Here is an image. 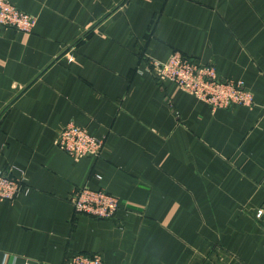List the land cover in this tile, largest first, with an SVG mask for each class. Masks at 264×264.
Wrapping results in <instances>:
<instances>
[{
	"label": "crops",
	"instance_id": "crops-1",
	"mask_svg": "<svg viewBox=\"0 0 264 264\" xmlns=\"http://www.w3.org/2000/svg\"><path fill=\"white\" fill-rule=\"evenodd\" d=\"M8 1L36 26L0 28V170L28 188L0 201V264H264V0ZM175 52L254 104L158 83L149 60ZM69 123L104 138L99 159L56 146ZM85 183L114 219L75 213Z\"/></svg>",
	"mask_w": 264,
	"mask_h": 264
},
{
	"label": "built area",
	"instance_id": "built-area-1",
	"mask_svg": "<svg viewBox=\"0 0 264 264\" xmlns=\"http://www.w3.org/2000/svg\"><path fill=\"white\" fill-rule=\"evenodd\" d=\"M35 26L34 16L21 12L8 0H0V28L31 34ZM148 72L158 83H174L181 91L207 104L211 111L232 106L251 107L254 104L252 95L246 91L242 81L220 80L213 64L201 67L178 52L173 53L166 62L149 60ZM56 146L72 158L97 160L103 151L104 138H97L86 128L69 123L59 133ZM27 191L23 172H20L19 178H15L10 171L0 170L1 202H13ZM70 202L76 214L100 220L114 219L121 206L115 196L104 191H93L86 183L73 191ZM255 219L264 229V207L256 210ZM68 264L103 262L99 256L76 254Z\"/></svg>",
	"mask_w": 264,
	"mask_h": 264
},
{
	"label": "rangeland",
	"instance_id": "rangeland-1",
	"mask_svg": "<svg viewBox=\"0 0 264 264\" xmlns=\"http://www.w3.org/2000/svg\"><path fill=\"white\" fill-rule=\"evenodd\" d=\"M88 130V129H87Z\"/></svg>",
	"mask_w": 264,
	"mask_h": 264
}]
</instances>
